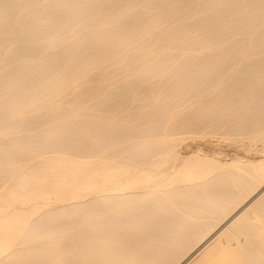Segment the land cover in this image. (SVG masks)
<instances>
[{
	"label": "bare ground",
	"instance_id": "1",
	"mask_svg": "<svg viewBox=\"0 0 264 264\" xmlns=\"http://www.w3.org/2000/svg\"><path fill=\"white\" fill-rule=\"evenodd\" d=\"M0 264H264V0H0Z\"/></svg>",
	"mask_w": 264,
	"mask_h": 264
}]
</instances>
